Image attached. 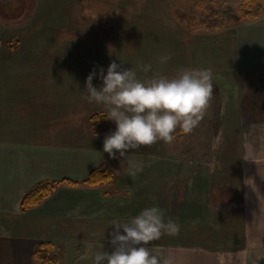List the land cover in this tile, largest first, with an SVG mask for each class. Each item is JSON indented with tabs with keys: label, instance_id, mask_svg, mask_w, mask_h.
Returning a JSON list of instances; mask_svg holds the SVG:
<instances>
[{
	"label": "crops",
	"instance_id": "0c3cea01",
	"mask_svg": "<svg viewBox=\"0 0 264 264\" xmlns=\"http://www.w3.org/2000/svg\"><path fill=\"white\" fill-rule=\"evenodd\" d=\"M179 3L185 2L172 5ZM163 55L171 58L162 65ZM121 60L128 69L150 63L169 77L180 67L211 69L214 114L191 133L178 135V128L171 144L110 158L103 141L115 123L95 134L90 115L107 112L82 97L94 69L93 85L100 87V68L106 75ZM136 163L143 171L132 176ZM99 166L114 169V178L62 182L39 205L21 210L22 197L39 182L82 181ZM151 206L180 225L178 235L150 245L160 251L241 255L264 247V14L190 31L173 14L99 24L82 17L79 0H0V264H35L32 253L45 240L71 256L66 264H91L79 258L89 248L110 250L113 220ZM256 253L264 258V250Z\"/></svg>",
	"mask_w": 264,
	"mask_h": 264
},
{
	"label": "clouds",
	"instance_id": "9594fccd",
	"mask_svg": "<svg viewBox=\"0 0 264 264\" xmlns=\"http://www.w3.org/2000/svg\"><path fill=\"white\" fill-rule=\"evenodd\" d=\"M170 55L159 58L166 64ZM125 61L111 62L107 74L99 70L100 87L93 85L95 69L87 76L83 99L103 105L107 119L115 123V131L105 135L103 151L110 158H125L131 150L151 146L158 141L171 144L176 130L191 133L204 118L213 97L211 69L180 67L174 76L154 71L152 65L140 64L125 68ZM138 70L151 73L141 79ZM143 164L130 169L135 176L143 171ZM255 190V189H254ZM108 233L110 250L89 248L80 256L91 264H171L153 242L162 236H176L180 225L158 206L146 207L128 220H113Z\"/></svg>",
	"mask_w": 264,
	"mask_h": 264
},
{
	"label": "rangeland",
	"instance_id": "374dc122",
	"mask_svg": "<svg viewBox=\"0 0 264 264\" xmlns=\"http://www.w3.org/2000/svg\"><path fill=\"white\" fill-rule=\"evenodd\" d=\"M173 1L175 0H172V2H169L167 5L164 3L165 0H79V4L82 17L99 24H104L108 20H114L116 22L120 19H127L138 15H150L165 19L168 15L173 14L174 19L178 23L187 26L188 19L191 14H194L196 18H200L206 14L204 10L195 8V1L192 3L190 0H180L185 3L183 5L181 3L172 5ZM239 3L232 5V13L226 16H219L220 19L226 22L229 26H232L236 22ZM162 7L167 8L166 12L160 10V12L156 11V9H162ZM168 10L170 11L167 12ZM213 110L214 109L212 108L207 109L205 116L209 115L211 117V115L214 114ZM201 126L203 125L199 124L198 127ZM183 133V131H179L178 135ZM195 134H193L192 138L198 136L196 132ZM258 249L259 251H257ZM263 250L264 247H250V250L248 248V251H244L241 255H236L234 253H206L196 249L192 250L178 249L176 247H164L162 253L166 258L170 259L171 264H253L252 260L255 259H257V261L264 262L263 257H252L253 251L257 252L256 255L258 256L263 254L260 253V251ZM59 253L61 260L60 264H66L67 261L69 262L70 260H73L70 255L66 257L65 255H62V251H59Z\"/></svg>",
	"mask_w": 264,
	"mask_h": 264
},
{
	"label": "trees",
	"instance_id": "16d2710c",
	"mask_svg": "<svg viewBox=\"0 0 264 264\" xmlns=\"http://www.w3.org/2000/svg\"><path fill=\"white\" fill-rule=\"evenodd\" d=\"M194 6L195 8L204 10L206 14L200 18H196L194 14L189 16L187 26L190 31L199 29L213 31L229 26L226 22L222 21L219 16H226L232 13V5H227L215 0H209L196 1ZM262 14H264V0H241L237 9L236 22L255 20ZM106 117V113H94L90 115V125L95 134L101 135L108 131L109 120ZM179 131L183 130L180 129ZM114 175V169L99 166L92 169L88 176L82 181L71 179L41 181L22 197L20 208L25 212L31 207L39 205L62 182H67L73 185L80 182L95 185L111 181L114 178ZM32 259L35 264H60L59 249L53 241L45 240L34 249Z\"/></svg>",
	"mask_w": 264,
	"mask_h": 264
}]
</instances>
